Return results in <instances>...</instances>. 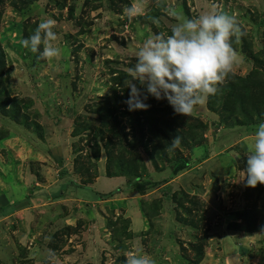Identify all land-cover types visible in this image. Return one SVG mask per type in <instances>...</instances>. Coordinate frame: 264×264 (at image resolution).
I'll use <instances>...</instances> for the list:
<instances>
[{
    "label": "rangeland",
    "instance_id": "374dc122",
    "mask_svg": "<svg viewBox=\"0 0 264 264\" xmlns=\"http://www.w3.org/2000/svg\"><path fill=\"white\" fill-rule=\"evenodd\" d=\"M133 4L141 14L129 19ZM169 10L235 16L244 34L231 39L238 58L218 89L254 68L264 78V0H0V264H126L127 253L264 264V185L242 179L264 117L222 118L209 97L189 116L152 96L147 110L124 103L138 49L180 22ZM48 18L60 49L51 60L20 43ZM177 160L188 165L172 174ZM134 171L149 183L125 191ZM64 179L78 187L47 192ZM98 191L113 193L89 201ZM14 201L25 204L9 215Z\"/></svg>",
    "mask_w": 264,
    "mask_h": 264
},
{
    "label": "clouds",
    "instance_id": "9594fccd",
    "mask_svg": "<svg viewBox=\"0 0 264 264\" xmlns=\"http://www.w3.org/2000/svg\"><path fill=\"white\" fill-rule=\"evenodd\" d=\"M140 14L136 4L125 9L129 19ZM168 14L180 21L171 29L172 34L165 37L160 33L146 39L136 52L135 65L128 69L132 79L125 81L130 92L124 103L130 112L147 110L150 106L145 101L152 96L156 100L166 99L175 114L189 116L217 93V86L224 82L237 61L231 39L239 41L244 33L235 16L209 12L189 19L175 10H169ZM55 26L54 19L42 20L31 36L20 41L21 45L32 53L39 52V59L58 57L60 49L51 43L57 39ZM179 142L177 136L173 145L178 146ZM249 151L242 179H246L247 187L255 188L264 185V122L257 126ZM126 257V264H156L147 256L127 253Z\"/></svg>",
    "mask_w": 264,
    "mask_h": 264
},
{
    "label": "trees",
    "instance_id": "16d2710c",
    "mask_svg": "<svg viewBox=\"0 0 264 264\" xmlns=\"http://www.w3.org/2000/svg\"><path fill=\"white\" fill-rule=\"evenodd\" d=\"M260 70L259 69H252L247 75L245 76H238V75H233V79L229 82H227V85L224 87H221L218 89L217 93L215 94V97L211 99L210 96L208 98V108L213 111H217L218 114L223 118V116L228 118L233 119L234 116L236 115H244L246 116L245 119L249 118L252 119L253 116H257L258 119L262 120L264 117V78L260 76ZM227 90V99H224L221 95V90ZM153 100V99H152ZM147 104H151L152 101H149L148 99L145 101ZM219 103L222 104L221 109H218ZM167 113L169 111H166ZM137 116H139V113L137 112ZM252 117V118H251ZM139 118V117H137ZM255 119V118H254ZM150 120V119H149ZM148 120V121H149ZM147 121V122H148ZM159 121H155L152 123L157 129ZM146 124V119L142 120L141 126H145ZM152 131V130H151ZM141 132V131H140ZM158 133L159 132L158 130ZM162 134V133H161ZM143 135V134H142ZM156 137H158V134H155ZM157 147V146H155ZM154 151V152H153ZM153 154H151L150 158L151 160L153 159V156H156V151L153 150ZM166 156L165 154H163ZM162 157V156H161ZM120 161V160H118ZM154 162V160H152ZM118 165V164H117ZM188 165L187 160H177L175 161V167L172 170V174L177 173L181 169L185 168ZM122 167V170L126 169L125 165L123 166L122 164L119 166V168ZM133 170H137L136 166H132ZM135 172V171H134ZM112 175L109 167L107 170V176ZM142 178V173L141 172H135L134 175L128 179V182L126 183V190L125 191H130V190H142L146 184L149 182L146 179H140ZM64 183H68V185L72 188H75L78 185L75 184L74 181L71 179H68L66 181H63ZM62 185V184H61ZM76 187V188H77ZM86 189H90L88 186L85 187ZM120 189V188H119ZM117 189L116 191H122V189ZM113 191H110L108 193H100V192H95V196L91 200H100L107 198L108 196L112 195ZM22 202V203H21ZM12 204H14L12 207H15L17 205L25 204L23 201H15ZM253 229L249 228L248 230Z\"/></svg>",
    "mask_w": 264,
    "mask_h": 264
},
{
    "label": "crops",
    "instance_id": "0c3cea01",
    "mask_svg": "<svg viewBox=\"0 0 264 264\" xmlns=\"http://www.w3.org/2000/svg\"><path fill=\"white\" fill-rule=\"evenodd\" d=\"M59 180H60V179H59ZM59 180H58V182H59ZM100 180H102V178H101ZM110 180H114V182H116V180H119V178L115 179V177H111ZM64 181H65V179H64ZM62 182H63V181H60V183H58V185H56V187H49V189H47V192H48L49 194H54V193H58V192L61 194V193H62V190H63V189H62V185H61ZM97 182H99V181H97ZM87 186H88L89 188H91V189H95V187H93V186H91V187H90L89 185H87ZM120 189H121V188H120ZM120 189H119V190H120ZM45 190H46V189H45ZM95 191H96V190H95ZM98 192H99V191H98ZM118 192L121 193V192H124V191H123V190H122V191L120 190V191H117V193H118ZM100 193H102V192H100ZM115 193H116V192H115ZM115 193H114V194H115ZM41 197H42V196H41ZM87 198H90L89 201H97V200H91V199H93V198H91V197H89V196H87ZM98 201H99V200H98ZM14 202H15V201H14ZM12 203H13V202H12ZM12 203L9 204L8 207H5V209H4V210H8L9 215L11 214V212L15 211V209H16V208H13V207H12V206L14 205V204H12ZM2 208H3V207H2ZM141 219H142V218H141ZM141 223L143 224V219H142V221L140 222V224H141Z\"/></svg>",
    "mask_w": 264,
    "mask_h": 264
}]
</instances>
